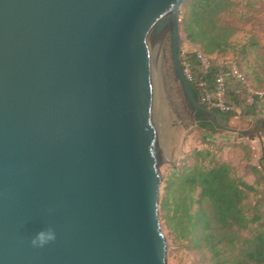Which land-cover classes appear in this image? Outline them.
Here are the masks:
<instances>
[{"label":"water","instance_id":"95a60500","mask_svg":"<svg viewBox=\"0 0 264 264\" xmlns=\"http://www.w3.org/2000/svg\"><path fill=\"white\" fill-rule=\"evenodd\" d=\"M189 0H0V264H168L154 75ZM56 239L34 247L38 233Z\"/></svg>","mask_w":264,"mask_h":264},{"label":"trees","instance_id":"16d2710c","mask_svg":"<svg viewBox=\"0 0 264 264\" xmlns=\"http://www.w3.org/2000/svg\"><path fill=\"white\" fill-rule=\"evenodd\" d=\"M237 4L236 0H189L181 13L182 33L193 48L186 55L192 72L189 80L191 92L202 106L215 113V122L202 111L187 105L173 66L168 73L180 97V104L175 106L176 113L187 121L186 127L201 131L203 143L210 145V148L193 151L192 165H172L160 203L165 225L185 250L196 256L198 264H264V211L260 199L255 205L250 200V196L260 193L258 185L264 182V160L252 167L258 181L254 185L249 184L236 176L230 163L215 157L213 145L208 141L210 133L227 130V123L237 116V109L241 110L243 118L254 117L259 104L264 103V98H256L253 106L246 103V84L260 91L258 86L264 82L260 70L254 72L256 86L243 69V63L249 59L256 41L252 39L239 49L242 63L236 62L235 65L244 82L227 70L226 103L233 110L223 112L203 103L199 87L203 80L212 91L218 69L212 65L204 70L196 52L215 59L236 50L237 45L232 41L236 30L223 23L222 15L229 13ZM180 61L182 63L181 58ZM182 68L185 70L183 65ZM233 83L236 86L230 89ZM240 89L242 93H238ZM240 147L250 152L251 148Z\"/></svg>","mask_w":264,"mask_h":264},{"label":"rangeland","instance_id":"374dc122","mask_svg":"<svg viewBox=\"0 0 264 264\" xmlns=\"http://www.w3.org/2000/svg\"><path fill=\"white\" fill-rule=\"evenodd\" d=\"M238 3L229 13L222 15L225 25L236 30L232 39L237 45L235 51H229L224 57L215 58L214 62L220 59L225 64L236 62L242 63L239 49L250 40L256 44L250 51L249 59L243 63V69L250 75V82L256 86L255 71H259L264 79V0H236ZM161 44L160 55L157 61V70L154 75V107L157 116L158 130L161 145V166L162 186L160 203L165 193V182L172 171V165H192L193 151L210 148V145L203 143V133L196 128L186 127L187 122L176 113L175 106L180 104V97L176 84L168 74L172 67L170 36L167 34ZM193 51L187 43L181 30L180 53L186 55ZM236 53V54H235ZM190 74L192 76L191 67ZM235 83L230 85L234 89ZM260 91L264 92V82ZM242 93V90H238ZM246 97V103L248 104ZM237 116L227 123V130L212 132L209 135L212 151L215 157L221 161L230 163L237 177L249 184H256L258 177L252 171V167L264 160V103L259 104L254 117L240 116L241 110L237 109ZM240 146H247L250 152ZM260 192L256 196H250L251 204L260 199L261 209L264 211V182L258 185ZM162 231L168 245V264H198L196 256L185 250L183 245L175 239L171 231L165 225L163 214L160 211Z\"/></svg>","mask_w":264,"mask_h":264},{"label":"built area","instance_id":"2783aa9c","mask_svg":"<svg viewBox=\"0 0 264 264\" xmlns=\"http://www.w3.org/2000/svg\"><path fill=\"white\" fill-rule=\"evenodd\" d=\"M182 53H180V58L182 59V65L185 70L184 73L187 76L188 80L192 79L190 74V65L187 62V56L184 57ZM196 57L199 60L201 67L204 70H208L212 65L216 66L218 71L215 76L214 88L212 91H209L207 88V84L205 81L201 80L199 82V87L202 92V102L208 105L211 108L218 109L220 111L226 112L233 110V107L226 103V95H227V70L231 72L233 77L244 82L242 75L240 74L236 65H227L223 60H219L218 62H214L215 59H210L206 57L200 51L196 52ZM246 93H247V102L251 106L255 104L256 98H264V92L256 91L252 89L248 84H246Z\"/></svg>","mask_w":264,"mask_h":264},{"label":"clouds","instance_id":"9594fccd","mask_svg":"<svg viewBox=\"0 0 264 264\" xmlns=\"http://www.w3.org/2000/svg\"><path fill=\"white\" fill-rule=\"evenodd\" d=\"M56 239V233L49 229L46 232L38 233L37 236L32 240L34 247H44L48 243Z\"/></svg>","mask_w":264,"mask_h":264}]
</instances>
